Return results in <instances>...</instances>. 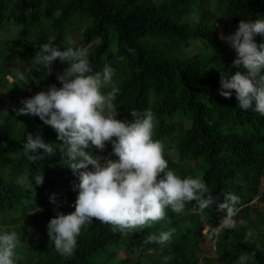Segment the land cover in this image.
Here are the masks:
<instances>
[{
  "label": "trees",
  "instance_id": "obj_1",
  "mask_svg": "<svg viewBox=\"0 0 264 264\" xmlns=\"http://www.w3.org/2000/svg\"><path fill=\"white\" fill-rule=\"evenodd\" d=\"M177 12L178 20L173 19ZM256 19H264V0H0V234L20 235L23 247L16 251L23 259L17 264H199L204 238L219 254L214 264H236L245 253L247 264H264V229L254 227L261 211L249 214L255 197L264 200V116L239 108L234 90L229 99L218 94L220 72L243 71L231 67L235 52L219 44V34L230 35L240 20ZM76 32L77 41L68 44L66 36ZM61 42V50L86 47L94 72L112 67V83L101 92L112 85L119 89L117 118L130 121L133 109L151 110L153 139L164 145L168 170L180 176L184 168L200 177L218 202L224 193L239 196L246 206L234 219L242 217L245 226L203 234V227L216 226L224 213L215 205L201 213L187 204L181 213L166 209L164 220L127 236L94 220L77 237L71 257L58 254L47 224L56 211H74L70 205L79 181L59 151L34 163L27 159V134H40L45 143L60 141L38 117L16 115L13 109L50 85L61 87L56 75L67 65L54 61L48 75L34 59L41 44ZM254 42L262 44L264 37L256 35ZM111 151L106 144L103 154ZM91 154L96 155L93 148ZM40 173L43 183L37 185ZM30 213L36 214V236L27 234L23 222ZM171 228L176 231L169 242H144L149 234ZM249 229L253 235L246 239Z\"/></svg>",
  "mask_w": 264,
  "mask_h": 264
},
{
  "label": "clouds",
  "instance_id": "obj_2",
  "mask_svg": "<svg viewBox=\"0 0 264 264\" xmlns=\"http://www.w3.org/2000/svg\"><path fill=\"white\" fill-rule=\"evenodd\" d=\"M256 35L264 37V19L240 20L233 33L220 35L235 52L231 67L243 71L220 72L218 94L229 99L234 90L239 108L264 116V43H255ZM126 50L135 54V49ZM88 56L84 46L61 50L54 44H41L34 59L48 75L52 73L54 61L67 65L56 75L61 87L50 85L47 91L21 100L22 106L13 109L16 115L38 117L56 132V139L60 141L59 144L45 143L40 134H27L23 144L27 159L34 163L59 151L67 158L62 161L79 181L74 186L75 201L70 205L74 211L69 214L56 211L47 224V235L54 250L71 257L77 237L94 220L111 225L127 236L164 220L166 209L181 213L187 204L201 213L215 205L217 212L224 213L216 226L209 225L205 230L211 235L234 228V217L246 206L240 205V197L228 192L222 194L223 202H218L200 177L182 179L174 170H168L164 145L153 139L156 127L153 112L133 109L129 113L130 121L118 119L114 101L119 89L112 85L106 94L101 92L102 87L112 83L115 70L105 64L102 72H94ZM17 77L20 81L26 79L20 72ZM106 144L112 147L108 156L91 154L93 148L95 153L97 150L104 155ZM38 150H42L43 155H38ZM112 156L116 159H111ZM42 183L40 173L36 184ZM50 202L56 204L55 198L50 197ZM175 231L171 228L158 235L149 234L144 242L165 244ZM252 235L249 229L246 239ZM20 247L23 244L16 231L5 230L0 234V264H17L22 260L16 251ZM168 259L171 257H165ZM248 260L249 254L245 253L236 264H247Z\"/></svg>",
  "mask_w": 264,
  "mask_h": 264
},
{
  "label": "rangeland",
  "instance_id": "obj_3",
  "mask_svg": "<svg viewBox=\"0 0 264 264\" xmlns=\"http://www.w3.org/2000/svg\"><path fill=\"white\" fill-rule=\"evenodd\" d=\"M55 8V6H54ZM180 9V8H179ZM183 10L184 11H187V6L183 7ZM181 15V12H177L174 16H173V19H176L178 20ZM221 18H218V23L216 24L217 26H219V28L221 29L222 28V25H221ZM222 34V32L219 34V37L220 35ZM78 39V35H77V32L72 34L71 36H66V42L68 44H71V43H74L76 42ZM64 41V42H65ZM64 42H61L57 45V47L61 48L62 46H64ZM219 44H222L224 46H227L228 44L226 42H224L223 40L219 39ZM5 45H7L5 43ZM6 79L8 81H11V77H6ZM27 91L31 94L34 95V92L32 91V89H27ZM105 156H108V154H104ZM95 156H103L100 154V151H97L96 150V155ZM186 169L182 168L180 170V177L183 179L185 177H188L190 176L189 174L186 173ZM256 203V205L253 206V208L250 209L249 211V214L253 215L255 214V211L256 210H260L261 211V215L259 216V218L257 220H255L256 222H254V227L256 228V230H263L264 229V200H258V198H254V200H252L250 202V204H254ZM248 214V213H246ZM236 223H235V227L234 228H238V226L241 224V225H244L245 226V221L242 219V217H239L237 219H235ZM24 222V225L25 227L27 228V231H28V235L29 236H36L37 234V230H36V227H35V223H36V214L35 213H30L28 214V216L23 220ZM207 229V227H204L202 230V233L203 234H206L207 232L205 231ZM248 229V228H247ZM206 239V240H205ZM211 242H209L208 238H204L203 239V244H202V250L204 253H201L199 254V264H206L204 262V259H207V262L208 264H214V260L216 259L217 256H219V254L217 253V251H214L213 247H211ZM213 246V245H212ZM204 255V257L200 256V255Z\"/></svg>",
  "mask_w": 264,
  "mask_h": 264
},
{
  "label": "bare ground",
  "instance_id": "obj_4",
  "mask_svg": "<svg viewBox=\"0 0 264 264\" xmlns=\"http://www.w3.org/2000/svg\"><path fill=\"white\" fill-rule=\"evenodd\" d=\"M201 7H202V5H201ZM194 10V9H193ZM202 10V9H201Z\"/></svg>",
  "mask_w": 264,
  "mask_h": 264
}]
</instances>
